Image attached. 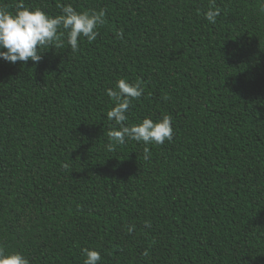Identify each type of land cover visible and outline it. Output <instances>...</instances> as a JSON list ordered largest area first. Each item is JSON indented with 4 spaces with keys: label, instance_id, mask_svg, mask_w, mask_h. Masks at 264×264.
I'll return each mask as SVG.
<instances>
[{
    "label": "trees",
    "instance_id": "1",
    "mask_svg": "<svg viewBox=\"0 0 264 264\" xmlns=\"http://www.w3.org/2000/svg\"><path fill=\"white\" fill-rule=\"evenodd\" d=\"M23 3L106 16L76 52L57 42L39 62L0 58L5 253L30 264H84L85 248L99 264H264V0H215V24L204 18L212 0ZM120 79L144 89L126 124L169 115L171 142L108 150L118 126L106 90Z\"/></svg>",
    "mask_w": 264,
    "mask_h": 264
},
{
    "label": "clouds",
    "instance_id": "2",
    "mask_svg": "<svg viewBox=\"0 0 264 264\" xmlns=\"http://www.w3.org/2000/svg\"><path fill=\"white\" fill-rule=\"evenodd\" d=\"M61 15L51 17L40 9L31 10L25 7L23 0L16 5L15 12L0 8V58L6 62H39L42 59L40 49L59 42V46L66 44L71 52L79 50L80 38H87L93 42L99 35L98 26L105 22L106 11L78 12L71 5L59 4ZM220 15V9L212 0V7L204 14V18L212 24ZM62 30V31H61ZM123 38L121 30L118 33ZM66 36V41L63 39ZM6 49V51H5ZM144 89L140 82L130 84L125 79L116 82L115 90H106L107 96L114 102V106L107 112V119L118 126L108 131L111 141L107 148L114 151L116 145H123L127 141H135L144 145H163L171 142L174 137L172 118L164 115L159 121L145 118L139 124L128 125V113L132 101L142 96ZM150 158L147 147L144 149V159ZM150 227V225H147ZM134 231V226L128 227V232ZM84 264H99L101 254L96 250L83 249ZM148 255L147 252L144 253ZM0 264H30L21 253L6 254L0 246Z\"/></svg>",
    "mask_w": 264,
    "mask_h": 264
}]
</instances>
